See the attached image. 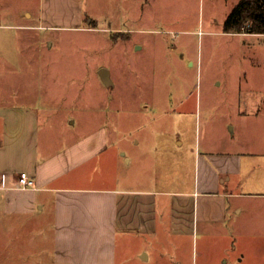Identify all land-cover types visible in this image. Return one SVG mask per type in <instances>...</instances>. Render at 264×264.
Segmentation results:
<instances>
[{
  "label": "rangeland",
  "instance_id": "374dc122",
  "mask_svg": "<svg viewBox=\"0 0 264 264\" xmlns=\"http://www.w3.org/2000/svg\"><path fill=\"white\" fill-rule=\"evenodd\" d=\"M238 2L0 0V105L37 112L41 154L119 130L126 149L135 137L142 151L155 146L158 170L166 158L167 173L191 177L182 156L195 136L220 134L243 152L264 141V35L224 31ZM262 217L253 235L244 213L237 227L229 218L188 235L120 236L118 263L138 264L146 246L148 264H259ZM13 225L22 231L0 232V264H50L36 226Z\"/></svg>",
  "mask_w": 264,
  "mask_h": 264
},
{
  "label": "crops",
  "instance_id": "0c3cea01",
  "mask_svg": "<svg viewBox=\"0 0 264 264\" xmlns=\"http://www.w3.org/2000/svg\"><path fill=\"white\" fill-rule=\"evenodd\" d=\"M38 120L32 109L0 105V232H21H13L15 220L36 226L50 264H119L120 236L188 235L229 218L237 227L244 213L245 234L253 235L254 218L263 215L264 222V141L243 152L220 134L204 141L195 136L182 156L193 168L187 177L167 173L166 158L158 170L155 146L142 151L141 139L126 149L119 130L87 133L64 150L41 154ZM21 172L36 187L20 188ZM136 255L138 264L151 261L146 246Z\"/></svg>",
  "mask_w": 264,
  "mask_h": 264
},
{
  "label": "trees",
  "instance_id": "16d2710c",
  "mask_svg": "<svg viewBox=\"0 0 264 264\" xmlns=\"http://www.w3.org/2000/svg\"><path fill=\"white\" fill-rule=\"evenodd\" d=\"M224 31L264 34V0H239L225 20Z\"/></svg>",
  "mask_w": 264,
  "mask_h": 264
},
{
  "label": "built area",
  "instance_id": "2783aa9c",
  "mask_svg": "<svg viewBox=\"0 0 264 264\" xmlns=\"http://www.w3.org/2000/svg\"><path fill=\"white\" fill-rule=\"evenodd\" d=\"M18 186L23 189L34 188L36 187L35 179L28 172H21Z\"/></svg>",
  "mask_w": 264,
  "mask_h": 264
},
{
  "label": "water",
  "instance_id": "95a60500",
  "mask_svg": "<svg viewBox=\"0 0 264 264\" xmlns=\"http://www.w3.org/2000/svg\"><path fill=\"white\" fill-rule=\"evenodd\" d=\"M100 75L103 79V81L107 84L110 85L112 84V80H111V76H110V71L107 68H101L100 70ZM142 257L147 258V253L144 252V254H142Z\"/></svg>",
  "mask_w": 264,
  "mask_h": 264
}]
</instances>
